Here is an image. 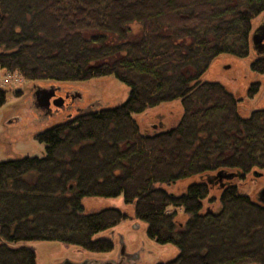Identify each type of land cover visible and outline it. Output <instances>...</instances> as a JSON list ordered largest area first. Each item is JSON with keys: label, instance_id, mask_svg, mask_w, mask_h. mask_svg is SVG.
<instances>
[{"label": "trees", "instance_id": "1", "mask_svg": "<svg viewBox=\"0 0 264 264\" xmlns=\"http://www.w3.org/2000/svg\"><path fill=\"white\" fill-rule=\"evenodd\" d=\"M263 12L264 0H0L3 74L32 83L113 76L129 88L117 107L38 133L43 158L0 162V264H35L32 249L10 246L22 242L111 252L109 238L96 237L125 215L86 214L81 201L119 196L148 239L177 248L175 259L158 264H264V205L226 184L219 212H202L217 183L206 178L264 169V109L242 119L233 96L203 80L219 56L249 57ZM249 69L264 75V50ZM177 100L175 127L139 132L132 114ZM4 102L0 90V108ZM193 178L202 182L183 194L157 188Z\"/></svg>", "mask_w": 264, "mask_h": 264}, {"label": "rangeland", "instance_id": "2", "mask_svg": "<svg viewBox=\"0 0 264 264\" xmlns=\"http://www.w3.org/2000/svg\"><path fill=\"white\" fill-rule=\"evenodd\" d=\"M264 18V12L252 24V31ZM136 28L132 27L134 32ZM254 54L251 51L245 59L219 56L214 60L206 73L204 81L215 82L237 101L239 117L245 119L252 111L264 109V75L252 73L249 69ZM3 72L0 70V76ZM60 88L63 91H74L82 96L80 102L70 109L52 113L43 117L32 106V87ZM256 86V87H255ZM255 89V92H254ZM5 92V102L0 108V162L18 158H43L45 146L36 141L35 136L61 122L71 120L78 114L75 108L82 110L90 107L87 112L111 109L123 104L129 95V88L117 81L113 76L94 78L84 82H37L23 81L21 84H5L0 88ZM257 91V92H256ZM182 115L180 101H173L148 109L142 114L131 117L138 126L140 133L152 135L166 131L177 125ZM11 124L8 121L15 120ZM155 126V129L153 127ZM262 177L255 178L250 174L246 177L231 179L228 183L237 188V192L248 196L256 202L257 193L264 187V169H258ZM226 180H223L225 182ZM193 182H202L199 178L181 180L169 186H157L170 194H183ZM223 188L215 184L208 188V196L202 202V212L217 213L220 210L219 198ZM86 214L95 213L106 208H117L125 215V219L112 231L100 233L96 238L107 237L113 243V250L105 254L83 251L73 246L56 242H22L10 244L12 248L27 247L35 254V264H56L61 261H94L114 260L117 258L121 245L124 253L135 255L127 259V264H158L175 259L178 250L173 245H158L146 236V224L134 217L131 206H126L121 196L117 198H84L81 201ZM173 209H168V212ZM188 217L181 210L177 211L176 222L184 223ZM118 251V252H117ZM119 258V256H118ZM93 259V260H92Z\"/></svg>", "mask_w": 264, "mask_h": 264}, {"label": "water", "instance_id": "3", "mask_svg": "<svg viewBox=\"0 0 264 264\" xmlns=\"http://www.w3.org/2000/svg\"><path fill=\"white\" fill-rule=\"evenodd\" d=\"M250 42H251V50L254 54H260L264 50V18L260 22V24L253 30L251 36H250ZM56 88L49 87V88H41L37 86L35 88V92L32 94V99L34 100L33 108L38 109L40 111H46L48 110V107L50 105L49 100L55 96ZM78 94V93H77ZM52 105L56 108H60V104H57V99L52 102ZM90 109V107L83 110V112H87ZM50 115H53L52 113L46 111L45 116L48 117ZM15 120L8 121L7 124H11ZM155 129V126L153 127ZM253 177L258 178L260 177L261 173L257 171H253L252 173ZM237 174L235 173H227L225 171L217 172L214 175V179H218V181H221L222 179L231 180L234 177H236ZM207 181L210 182V177L207 178ZM257 202L264 205V187L259 190L257 193ZM124 252V246L121 245L119 254L122 255ZM125 254V253H124ZM128 256V254H125ZM93 262H96L93 260ZM109 263V262H107ZM58 264H89L87 260L82 261L80 263H76L73 261L65 260Z\"/></svg>", "mask_w": 264, "mask_h": 264}, {"label": "flooded vegetation", "instance_id": "4", "mask_svg": "<svg viewBox=\"0 0 264 264\" xmlns=\"http://www.w3.org/2000/svg\"><path fill=\"white\" fill-rule=\"evenodd\" d=\"M37 86H33L32 87V89H33V91H32V94L35 92V88H36ZM57 99V104H60V108H56L55 106H53L52 105V102L54 101V100H56ZM81 99H82V96L80 95V94H77V92H74V91H68V90H65V91H63L62 89H60V88H56V92H55V96L53 97V98H51L50 100H49V102H50V105H49V107H48V110L46 109V111H48V112H50V113H54V112H57L58 113V111L60 112V111H63V110H65V109H70V108H72L73 106H74V104H76L77 102H80L81 101ZM34 105V100H32V106ZM33 109H35V108H33ZM84 110V109H83ZM83 110L81 109V108H75V112L79 115V114H82L83 113ZM35 111H37V112H39V113H41V115L43 116V117H46L45 116V114H46V111L44 110V111H40V110H38V109H35ZM253 171H257V170H252L251 172H250V175L251 176H253L252 175V173H253ZM262 173H261V175H260V177H262ZM214 176L213 175H211L210 176V182H212V183H214V182H217V183H215V184H219V186L221 187V188H224V186L226 185V184H228V183H230L231 181H228V180H226V179H222L221 181H218V179H214L213 178ZM259 178V177H258ZM207 179V178H206ZM223 180H226L225 182H223ZM211 183V184H212ZM214 184V185H215ZM119 252H120V249L118 250ZM117 251V252H118ZM118 256H119V258H118ZM132 257H134L135 258V255L134 256H132V255H130V254H128V256H126L125 254H124V252H123V254L122 255H120L119 253L117 254V258L116 259H114V260H107L104 264H127V259H131ZM93 260V259H92ZM82 261V260H81ZM84 261V260H83ZM61 262H63V261H61ZM61 262H59V263H61ZM102 262H104V261H96V262H92V264H102ZM107 262H109V263H107ZM56 264H58V263H56Z\"/></svg>", "mask_w": 264, "mask_h": 264}, {"label": "built area", "instance_id": "5", "mask_svg": "<svg viewBox=\"0 0 264 264\" xmlns=\"http://www.w3.org/2000/svg\"><path fill=\"white\" fill-rule=\"evenodd\" d=\"M8 83L21 84L22 78L17 74H3L0 76V87H4Z\"/></svg>", "mask_w": 264, "mask_h": 264}, {"label": "crops", "instance_id": "6", "mask_svg": "<svg viewBox=\"0 0 264 264\" xmlns=\"http://www.w3.org/2000/svg\"><path fill=\"white\" fill-rule=\"evenodd\" d=\"M73 262H75V261H73ZM80 262H82V261H77L76 263H80Z\"/></svg>", "mask_w": 264, "mask_h": 264}]
</instances>
